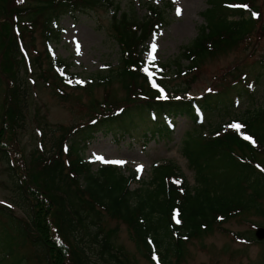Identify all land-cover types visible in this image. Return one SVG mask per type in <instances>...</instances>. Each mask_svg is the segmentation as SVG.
I'll return each mask as SVG.
<instances>
[{"label":"trees","instance_id":"16d2710c","mask_svg":"<svg viewBox=\"0 0 264 264\" xmlns=\"http://www.w3.org/2000/svg\"><path fill=\"white\" fill-rule=\"evenodd\" d=\"M123 1L0 0V16L8 17L0 26V85L4 76L7 88H14L6 92L9 104L0 107L5 126L0 141L6 126L7 131L10 128L15 133L27 123L29 85L25 76L23 83L19 78L21 69L26 70L22 55L25 41L34 45L38 30L48 45L60 40L56 27L63 16L89 14L103 7L113 12L111 33L122 51L116 68L107 74L97 73L85 88L80 87L91 98L103 89L102 104L107 111L69 129L67 134L63 132L53 157L42 158L34 153L22 172L13 162L8 143L0 145V160L6 165L15 203L24 208V216H19L16 209L0 206V249L14 260L9 263L1 257L0 264H34L35 259L39 264H137L114 244L113 230L105 229V215L127 226L147 261H152L155 252L150 246L157 247L164 264H180L190 241L234 219L242 217L241 223L251 215L264 219V105L236 119L233 124L242 126L239 131L230 124L205 132L202 123V116L224 114L235 102L251 98L254 88L264 81V63L242 72L234 66L230 77L216 90L191 92L195 80L191 75L256 36L260 23L253 20L259 12L254 7L256 0H208L209 8L201 13L204 23L182 55L189 61L185 75L178 59L177 73L184 77L185 86L174 90V98L167 89V98H163L155 87L149 88L142 70L139 48L149 38L156 20L138 19L134 3L125 0L129 7L123 9ZM225 3L228 7L223 6ZM233 5L237 7H230ZM145 6L160 23L165 22L160 8L151 3ZM167 7L171 5L166 4L163 10ZM47 50L49 46L46 55ZM45 73L43 76L37 63L39 78L58 85L60 79L52 67ZM124 93L125 98L119 99ZM177 119L192 124L182 154L194 173L193 187L178 166L168 164L154 169L151 179L141 181V187L133 190L137 175L127 176L114 167H103L95 173L85 158V151L100 134L124 139L130 131L142 129L153 133L150 137L142 135L147 139L159 133L170 140ZM248 225L251 231L232 235L257 243L256 228L264 229V223ZM28 247L32 251L21 256L18 249Z\"/></svg>","mask_w":264,"mask_h":264},{"label":"rangeland","instance_id":"374dc122","mask_svg":"<svg viewBox=\"0 0 264 264\" xmlns=\"http://www.w3.org/2000/svg\"><path fill=\"white\" fill-rule=\"evenodd\" d=\"M146 1L149 0L134 1L135 14L138 18H143L145 15L146 9L142 4ZM169 1L174 3L175 11L167 12L166 16L164 15L167 21L166 28L151 39L145 59L147 63L148 53L152 45L155 44L156 59L152 71L166 73L163 83L167 89L175 93L174 90L185 86L184 77L178 76L177 73L178 59L182 61L183 47L189 45L197 36L199 27L204 23L201 13L209 8V2L208 0H155L157 4L161 3L159 6ZM121 6L123 9H127L129 3L124 0ZM254 7L261 13V20L257 26L259 31L256 36L253 35L251 40L243 45L240 44L226 57L209 61L207 65L202 66L200 72L191 75L192 79L195 78L192 83L190 82L192 93L202 94L206 90H216L230 77V71L234 66H238L237 72H242L249 71L251 67L260 64L262 57H264V0H256ZM178 9L180 10L179 15L177 14ZM112 15L110 10L101 7L89 14L83 13L77 18L65 15L58 23L60 40L53 43L56 48L54 57H59L68 63L71 74L69 81L72 85L78 81L80 83L77 84H83L89 79L95 78L96 74L100 72L107 74L119 65L122 51L111 33L110 20ZM6 18L8 19V17L0 16V26L7 21ZM25 45L22 55L26 70L21 69L19 81L25 82V76L29 85V92H27L29 96L26 97L27 100L25 101V104H28V114L25 116L27 123L23 130L15 133H11L10 128L7 131L8 126H6L5 137L0 141V145L8 143V146L11 147L13 162L20 165L22 172L25 170L23 167L25 162L28 166L32 160L30 155L38 153L42 158L53 157L52 155L58 151L57 143L60 142L64 133L67 134L69 129L84 125L88 120L107 111V108L102 104L105 93L103 89L95 92L91 98L83 90L72 88L71 85L60 82L56 85L51 79L39 78L37 63L42 68L43 76L46 74L45 71L50 69L49 60L45 53L46 44L40 30L36 33L35 44L32 45L31 42L25 41ZM77 46H79V52ZM37 58L38 60H36ZM181 63L184 68L189 64L186 60ZM26 71L27 74L25 75ZM2 77L4 79H1L0 85V107L9 104L7 93L9 89H14L7 88V79ZM118 98L124 99L125 93L124 95L119 94ZM250 99L252 102L249 101ZM92 101H94V105ZM263 105L264 81L257 89L254 97L243 98L239 108L234 109L231 106L233 109L227 110L224 114L212 112L210 116L208 115L205 121V132L210 129L215 130L219 125L240 117L249 109L260 108ZM2 114L3 109H0V131L4 129ZM191 127L192 124L186 119H177V128L170 140L162 138L159 133H156L154 139L146 143V147L141 146L140 136L144 133L152 136L153 133L142 129L130 131L128 133L131 135L130 139L126 138L120 142L98 135L86 155L95 172L102 166L114 164L129 176L131 171H138V168L142 166V171H138V177L143 178V181L151 179L154 163L160 165L174 164L181 169L193 187L195 183L194 173L182 154L183 143ZM14 154L18 156L15 157ZM97 157H102L104 161H124L125 163L122 165L104 163ZM260 159L262 160L263 157ZM32 173L31 171L30 174ZM131 187L134 190L141 186L133 184ZM15 201L13 186L6 171V165L0 160V205L12 203L15 211H17L16 214L24 216V208L16 204ZM239 218L224 224L221 229L215 228L213 232L204 235L202 238L190 241L185 249V258L180 264H264V229L256 234L257 243L255 241H239L232 235L244 231L249 232L251 230L248 224H262L264 219L251 215L241 223ZM103 222L106 226L105 229L113 230L112 240L116 247H122L125 255L135 259L137 264H151L144 258L142 252L138 251L137 244L131 238L130 231L125 224L112 220L106 215L103 216ZM245 223L248 224L244 225ZM18 251L23 256L31 252L32 249L31 247L19 248ZM11 256L0 249V258L5 257L6 262H14L13 256ZM35 256L39 255L35 253ZM34 264H39L36 259Z\"/></svg>","mask_w":264,"mask_h":264},{"label":"snow or ice","instance_id":"6c2138e0","mask_svg":"<svg viewBox=\"0 0 264 264\" xmlns=\"http://www.w3.org/2000/svg\"><path fill=\"white\" fill-rule=\"evenodd\" d=\"M21 2H23V0H21ZM230 7H237V6L233 5V6H230ZM242 7H247V6H242ZM177 14L178 15L180 14V10L179 9H178ZM77 51L79 52V46H77ZM155 51H156V45L153 44L150 52L148 53L147 64L142 70L144 71L146 76L149 78V81L152 83V86L153 87H158L156 85L155 79H154L155 73L152 71L153 67L155 66V59H156ZM77 83H80V82L78 81ZM164 98H167V97H164ZM230 127H232L234 129H236L237 131H239L242 126L239 125V124H233ZM244 139L251 141L253 144L255 143V141L252 140V138L249 137V136H244ZM97 159L101 160L104 163H115V164H121V165L125 163L124 161H104L102 157H97ZM138 171H142V166H140V168H138ZM177 223H179V220H177Z\"/></svg>","mask_w":264,"mask_h":264}]
</instances>
